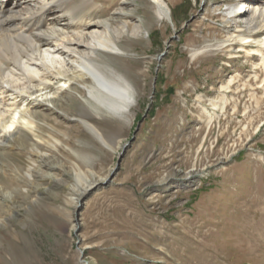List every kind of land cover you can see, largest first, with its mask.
<instances>
[{
  "label": "rangeland",
  "instance_id": "rangeland-1",
  "mask_svg": "<svg viewBox=\"0 0 264 264\" xmlns=\"http://www.w3.org/2000/svg\"><path fill=\"white\" fill-rule=\"evenodd\" d=\"M241 1L166 0L169 19L149 0L132 1L139 35L123 33L122 52L97 55L135 88L131 110L111 113L79 92L65 114L38 118L39 139L26 131L4 142L0 181L8 184L14 168L33 176L8 185L24 194L14 207L0 201V264H264V86L240 85L206 125L220 85L238 72L247 80L257 59L232 57L222 43L243 24L227 14ZM94 2L105 17L119 0ZM83 104L108 146L79 122ZM136 128L112 183L76 218L72 172L91 181L108 174ZM188 171L191 185L175 186Z\"/></svg>",
  "mask_w": 264,
  "mask_h": 264
},
{
  "label": "bare ground",
  "instance_id": "bare-ground-1",
  "mask_svg": "<svg viewBox=\"0 0 264 264\" xmlns=\"http://www.w3.org/2000/svg\"><path fill=\"white\" fill-rule=\"evenodd\" d=\"M132 1L119 0L109 15L103 17L98 11L100 6L94 0H0L1 151L5 150L7 138H12L16 132L28 131L39 139L38 118L65 114L69 100L79 92L86 101L87 94L111 113L125 114L131 110L136 101L135 88L122 75L103 66L97 55L101 52H122L117 41L123 33L139 35L142 26L130 23ZM149 1L158 18H171L166 0ZM239 6L246 10L235 14L236 9L230 7L227 14L240 16L243 24H234L235 30L222 43L228 51L235 53H230L232 57L243 52L246 58L252 59L256 55L257 59L251 61L253 72L248 73L247 80H243L238 72L220 85V97L212 101L214 110H206V125L214 122L213 119H219V113L223 112L228 101L236 100L235 94L239 93L237 88L240 85L244 89L246 85L252 88L253 83L258 84L257 88L264 86V75L260 74L261 71L260 75L257 73V70L264 69V0H242ZM247 13L250 15L247 16ZM259 31L261 33L257 34ZM245 92L253 98L257 94L253 90ZM232 106L235 107L236 102ZM80 113L84 118H79V122L108 146L100 131L88 120L93 114L84 104ZM16 143L21 144L23 140L19 137ZM6 155L5 150L0 154V160L3 161ZM227 158L230 157L227 155L222 160ZM12 171L14 174L8 184L0 181V201L6 208L14 207L16 195H24L14 189L9 193L8 185L18 177L30 183L33 176L31 170L22 176L16 168ZM192 174L188 171L181 182L174 181L175 186L191 185ZM71 175L78 188L77 195L73 197L76 208L82 193L104 181L108 174L91 181L88 174L79 168Z\"/></svg>",
  "mask_w": 264,
  "mask_h": 264
},
{
  "label": "water",
  "instance_id": "water-1",
  "mask_svg": "<svg viewBox=\"0 0 264 264\" xmlns=\"http://www.w3.org/2000/svg\"><path fill=\"white\" fill-rule=\"evenodd\" d=\"M201 3L203 4V1ZM136 131H137V128L133 131V134H132L131 138L129 140H127L125 143L122 144L121 149H120V151H119V153L117 155L116 162L113 165V167L110 168V170L108 172V175H107V178L104 181H102V182H98V183L94 184L91 188H88L87 190H85L82 193L81 199L79 200V202H78V204H77V206L75 208V211H74V213L76 215V218H77L80 210L83 208L85 200L93 192H95L96 190L100 189L101 187H107L110 183H112L113 178L115 177V175L117 174V172L120 169V164H121L122 158L124 157L127 149H129L131 147V144H132L133 140L135 139ZM79 251L81 253L83 252L82 249H80V248H79ZM83 261L86 264V261L85 260H83Z\"/></svg>",
  "mask_w": 264,
  "mask_h": 264
},
{
  "label": "crops",
  "instance_id": "crops-1",
  "mask_svg": "<svg viewBox=\"0 0 264 264\" xmlns=\"http://www.w3.org/2000/svg\"><path fill=\"white\" fill-rule=\"evenodd\" d=\"M99 190V189H98ZM97 191V190H96Z\"/></svg>",
  "mask_w": 264,
  "mask_h": 264
}]
</instances>
